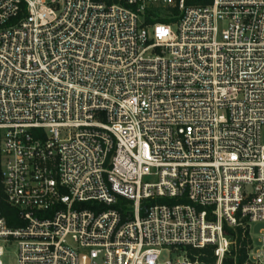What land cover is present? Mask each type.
<instances>
[{"label": "built area", "instance_id": "built-area-1", "mask_svg": "<svg viewBox=\"0 0 264 264\" xmlns=\"http://www.w3.org/2000/svg\"><path fill=\"white\" fill-rule=\"evenodd\" d=\"M262 126L264 0H0V264H264Z\"/></svg>", "mask_w": 264, "mask_h": 264}, {"label": "rangeland", "instance_id": "rangeland-1", "mask_svg": "<svg viewBox=\"0 0 264 264\" xmlns=\"http://www.w3.org/2000/svg\"><path fill=\"white\" fill-rule=\"evenodd\" d=\"M260 138H261V143L264 144V126L261 127V130H260ZM261 227H264V225L262 224H256L253 226V229H252V234L253 236L255 237L258 230L261 228ZM16 258H17V255H16V248L15 246H5L3 247V255L1 257V261L3 264H16ZM170 258V255L169 253L167 252H163L159 258V264H163V262H165L167 259Z\"/></svg>", "mask_w": 264, "mask_h": 264}, {"label": "trees", "instance_id": "trees-1", "mask_svg": "<svg viewBox=\"0 0 264 264\" xmlns=\"http://www.w3.org/2000/svg\"><path fill=\"white\" fill-rule=\"evenodd\" d=\"M160 21L168 22V20H165V19H161ZM191 252L193 254H197V255L199 252H203L204 255H198L197 256L198 259L203 261L204 264H206V263L213 264L214 258H213V254H212V249L210 247H206L205 249H203L201 251L192 250ZM244 260H245V254H244L243 250H240L236 256L235 264H243ZM223 264H233L232 257L225 258Z\"/></svg>", "mask_w": 264, "mask_h": 264}]
</instances>
